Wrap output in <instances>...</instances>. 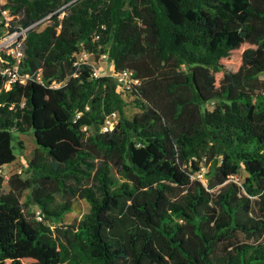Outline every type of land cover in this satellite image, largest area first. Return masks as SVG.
Wrapping results in <instances>:
<instances>
[{
	"label": "trees",
	"instance_id": "trees-1",
	"mask_svg": "<svg viewBox=\"0 0 264 264\" xmlns=\"http://www.w3.org/2000/svg\"><path fill=\"white\" fill-rule=\"evenodd\" d=\"M2 9L12 18H0V38L25 29L27 77L4 87L13 59L0 47V166L22 150L16 135L36 147L25 175L0 177V264H264V0ZM80 50L134 71L126 94L138 111L125 115L112 75L74 64ZM201 164L205 183L192 177ZM76 199L89 212L52 224Z\"/></svg>",
	"mask_w": 264,
	"mask_h": 264
},
{
	"label": "built area",
	"instance_id": "built-area-1",
	"mask_svg": "<svg viewBox=\"0 0 264 264\" xmlns=\"http://www.w3.org/2000/svg\"><path fill=\"white\" fill-rule=\"evenodd\" d=\"M4 2L5 0H0V5H2ZM0 16H1L0 18L4 20H10L12 18L8 9L0 10ZM24 31L25 29H21L20 31L9 32L5 28L0 38V47L4 48L6 53L10 55L11 58L13 59L12 65L9 67H5L3 70V73L6 75V81L4 84V87L6 88H9L10 85L14 81L18 80L20 82H24L25 77H27V75L24 77H21L18 74V65L24 55L23 37H22V34L24 33ZM1 39H3L2 42H1ZM75 57H76V61L74 62L75 65H79L81 63H88L93 66V76L94 77H98L101 75H99L97 72V69H95L93 65L94 64L93 61L108 59L107 53H101L99 55V58L96 59L93 52H89L86 50H80L79 52L75 53ZM111 75H112L113 81L116 84L118 91H120L122 94L130 91L133 88V86L140 84V80L135 76L134 71L131 69L124 68L119 71L113 72ZM37 78L39 79L40 77H37ZM117 120H118V114L116 112L109 113L108 115H106L104 119L102 130L103 131L112 130L115 124L117 123ZM82 129L86 130L87 126H83ZM203 166L205 165L201 164L200 169L194 172L192 177L198 178L199 180L205 183V181L202 180ZM21 173H22L21 169L12 166L11 163L0 166V177H2L4 181L7 180L12 174H21ZM231 179L237 182L238 184L240 183L237 175L231 176ZM35 217L38 220L41 219L39 210L36 211Z\"/></svg>",
	"mask_w": 264,
	"mask_h": 264
},
{
	"label": "rangeland",
	"instance_id": "rangeland-1",
	"mask_svg": "<svg viewBox=\"0 0 264 264\" xmlns=\"http://www.w3.org/2000/svg\"><path fill=\"white\" fill-rule=\"evenodd\" d=\"M3 39H1V42ZM93 61V60H91ZM94 67L97 69V72L99 75H111L113 73L112 71V65L108 63L107 60H98L93 61ZM259 79L264 80V72L259 74ZM123 99L125 100V107L124 112L126 116H131L133 113L138 111L137 105L134 102L133 97H131L129 94L124 93ZM16 140L20 141L22 143V150L18 151V149L15 150L16 160L13 161L12 166L20 168L22 173L21 175H25V171L27 169V162L31 158L34 148L36 147L35 140L33 138V135L31 133L28 134H18L16 135ZM203 181H206V173L208 171V168L206 166H203ZM238 180L240 183L244 180L245 173L243 170H239ZM7 189L6 182L3 184L2 190ZM24 200V197L22 198ZM59 200V197H58ZM90 205L85 199H76L73 203V209L70 212H67L64 214V216L61 219L54 220L52 224H68L72 223L76 220H79L82 218V216L89 212ZM38 209L34 206H29L25 209V213L29 216L37 219L36 211Z\"/></svg>",
	"mask_w": 264,
	"mask_h": 264
},
{
	"label": "crops",
	"instance_id": "crops-1",
	"mask_svg": "<svg viewBox=\"0 0 264 264\" xmlns=\"http://www.w3.org/2000/svg\"><path fill=\"white\" fill-rule=\"evenodd\" d=\"M15 160H16V158H15ZM15 160H14V161H15Z\"/></svg>",
	"mask_w": 264,
	"mask_h": 264
},
{
	"label": "water",
	"instance_id": "water-1",
	"mask_svg": "<svg viewBox=\"0 0 264 264\" xmlns=\"http://www.w3.org/2000/svg\"><path fill=\"white\" fill-rule=\"evenodd\" d=\"M35 139V138H34Z\"/></svg>",
	"mask_w": 264,
	"mask_h": 264
}]
</instances>
